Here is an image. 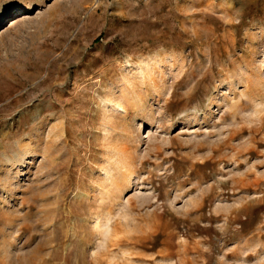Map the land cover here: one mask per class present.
I'll return each instance as SVG.
<instances>
[{"label":"rangeland","instance_id":"obj_1","mask_svg":"<svg viewBox=\"0 0 264 264\" xmlns=\"http://www.w3.org/2000/svg\"><path fill=\"white\" fill-rule=\"evenodd\" d=\"M0 264H264V0H0Z\"/></svg>","mask_w":264,"mask_h":264},{"label":"bare ground","instance_id":"obj_2","mask_svg":"<svg viewBox=\"0 0 264 264\" xmlns=\"http://www.w3.org/2000/svg\"><path fill=\"white\" fill-rule=\"evenodd\" d=\"M9 20H11L10 23H9L10 25H12V24H14V23H15L14 25H17L16 21H18L19 18L9 19ZM22 20H23V18H22Z\"/></svg>","mask_w":264,"mask_h":264}]
</instances>
